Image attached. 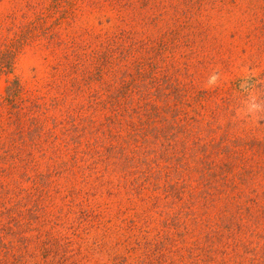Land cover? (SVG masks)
Instances as JSON below:
<instances>
[{"label": "rangeland", "instance_id": "rangeland-1", "mask_svg": "<svg viewBox=\"0 0 264 264\" xmlns=\"http://www.w3.org/2000/svg\"><path fill=\"white\" fill-rule=\"evenodd\" d=\"M113 1L0 0V52H15L10 71L0 70V140L11 142L15 123L10 115L21 105L6 102L11 79L22 85L26 105L30 98L49 101L65 89L62 85H69L68 100L49 111L63 118L83 92L76 91V65L61 64L66 56L57 60L60 49L80 51L91 64L100 49L109 45L106 51H112L119 45L116 58L127 64L129 73L152 67L162 84L171 85L164 86L171 88L177 115L186 113L213 127L206 126L202 141L213 137L236 144L247 159L245 168L256 171L255 184L247 193L242 179L239 187L245 192L238 189L239 194L227 196L230 202L234 195L239 206L214 209L199 205V193H191L196 183L192 173L181 176L183 185L175 186L181 192L177 199L169 196L166 206L163 182L176 178L168 179L161 159L153 186L145 190L149 194L159 188L154 194L160 197L149 202L137 194L115 195L119 178L100 162L76 169V177L52 174L43 187L24 179L23 185L35 187L28 195L31 200L0 195V264H58L60 249L66 252L64 264H264V184H257L264 183V0ZM56 38L64 40L54 42ZM154 41L157 58L148 64L143 56L153 53ZM130 44L133 59L140 57L147 66L129 64ZM10 150L21 157L32 150L42 170L46 161L57 166L68 157L65 151L54 159L37 149ZM10 160L0 159V189L9 185L1 168ZM253 196L260 201L249 210L245 205ZM16 201L21 213L3 212L4 205ZM12 215L20 218L19 225Z\"/></svg>", "mask_w": 264, "mask_h": 264}, {"label": "trees", "instance_id": "trees-1", "mask_svg": "<svg viewBox=\"0 0 264 264\" xmlns=\"http://www.w3.org/2000/svg\"><path fill=\"white\" fill-rule=\"evenodd\" d=\"M114 2L117 4V0ZM153 14L157 16L158 12ZM164 32L167 33V29ZM47 38L49 39L48 36ZM61 40L64 38H56L54 42ZM24 41V38L18 41L15 50ZM157 41H154L155 45L150 47L154 50L153 53L143 56L148 60V64L157 58V51L155 52ZM107 47L109 45L96 52V61L91 56V64L87 58L82 57L80 51L60 49L57 60L66 56L67 60L61 64L76 65V91L83 92L81 99H84V101L80 99L76 105L73 104L71 109L64 110L63 118H58L50 112H53L52 109H56L60 102L68 100L66 95L69 85H62V87L66 86L65 89L57 90L49 101L47 98L43 101L30 98L27 105L20 97L22 85L17 78L11 79L6 85V102L12 106L16 103L21 105L16 113L10 115L12 123H15L14 131L10 132L11 142L8 145L6 140H0V148L3 151L0 159L6 162L9 157L11 158L8 165L1 168L2 172L9 176L7 181L9 185H2L0 195L5 196L8 193L9 197L12 194L18 199L31 200L28 195L35 191V187H43L50 183V175L62 176L65 175L64 172H69L71 177L76 169L84 168L87 163L100 162L108 167L106 171L113 173V177L117 175L119 178L115 185V195L124 196L125 193L132 198L137 194L144 197V201L149 202L153 198L160 197L154 194L159 188L149 194H146L145 190L153 186L151 180L161 168L158 165V160L161 159L165 161L164 166L169 170L168 179L171 176L176 178L171 183H168V180L163 182L161 189L164 190L163 196H166L163 200L166 206L172 199L169 196L178 198V191L181 190L175 186L183 185L184 179L181 176L192 173L196 183L191 185L193 189L191 193H199L202 198L199 205L214 209L238 207L236 197L232 195V200L227 202V196L229 193L239 194L238 189L245 192L244 188L239 187L242 179L246 181L244 183L248 193L251 184H255L251 180L256 171L252 172L250 168H245L247 159L243 157L236 144L222 143L213 137L202 141L206 136L202 133L203 130H209L206 126L213 127L209 124L203 125L197 117L186 116V113L182 117L177 115L175 101L171 102L174 98L171 88L167 89L164 86H171L169 83L162 84L161 77L152 70V67L147 72L145 67L140 69L137 67L134 72L129 73L127 64L119 63V59L116 58L120 53L116 51L119 45H115L112 51H106ZM129 47L131 55L127 59L130 60L129 64L133 66L137 62L147 66L140 57L133 59L135 47L131 44ZM14 55L15 52L11 49L0 52V70L10 71ZM23 108L30 110L25 111ZM196 131H198L197 135ZM191 136L194 139L190 140ZM12 147L37 149L40 155L49 152L52 158L65 151L68 157L59 160L57 166L46 161V169L42 170L38 168L40 164L38 160L31 155L32 150L28 152V156L21 157L12 153L10 150ZM149 153L152 157H149ZM62 163L63 167H61ZM32 168L34 171L30 173ZM258 168L261 170L260 166ZM99 171L95 168V172ZM100 172L105 173V171ZM29 178L34 182V188L22 184V180ZM36 182L39 185L36 186ZM231 189L233 192L230 191ZM252 190L254 191V187ZM36 191L40 190L36 189ZM259 201L258 197L253 196L248 198L245 206L250 210L251 207L258 205ZM17 203L16 201L4 205L3 212L9 216L12 211L21 213V209L15 207ZM37 207L42 208L40 204ZM12 216L15 224L19 225L20 218ZM64 251L60 249L63 257L58 264H64L67 259ZM66 264H74V261L70 260ZM136 264L139 262L137 261Z\"/></svg>", "mask_w": 264, "mask_h": 264}]
</instances>
